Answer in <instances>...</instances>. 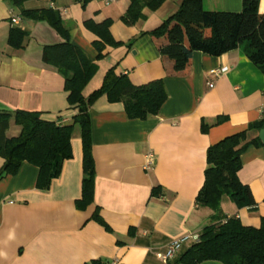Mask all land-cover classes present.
I'll list each match as a JSON object with an SVG mask.
<instances>
[{"label":"crops","instance_id":"crops-1","mask_svg":"<svg viewBox=\"0 0 264 264\" xmlns=\"http://www.w3.org/2000/svg\"><path fill=\"white\" fill-rule=\"evenodd\" d=\"M183 0H165L156 10H142L133 25L122 21L130 0H27L30 11L52 9L68 34L69 45L96 64L83 89H99L108 69L134 86L162 80L166 99L157 115L129 119L122 103L98 98L88 110L93 159L92 203L81 199L83 149L80 130L71 138L72 158L49 189L36 188L38 168L23 163L15 176L0 180V264H170L162 256L169 244L186 234H199L212 211L199 208L197 195L204 183L206 152L222 139L246 131L264 112V75L240 50L213 57L193 53L178 74L158 52L149 35L173 16ZM242 0H202L206 11L239 13ZM264 14V0H257ZM17 17V24L11 18ZM120 46L106 47L97 61L93 43L99 25ZM13 29L26 33L21 48H11ZM163 41V40H161ZM45 20L23 17L10 0H0V113L11 115L7 137L20 132L15 112L38 113L51 123L71 124L65 80L43 63L42 49L63 43ZM131 43V46L128 44ZM226 67L214 77L210 71ZM212 84V87H209ZM264 129V128H262ZM260 129V130H262ZM247 132L250 144L240 156V182L251 192L254 206L239 208L221 200L223 217L259 227L264 218V142L259 131ZM153 163L145 169V158ZM4 160L0 157V170ZM192 243L184 245L180 256ZM200 264H221L204 261Z\"/></svg>","mask_w":264,"mask_h":264},{"label":"trees","instance_id":"trees-1","mask_svg":"<svg viewBox=\"0 0 264 264\" xmlns=\"http://www.w3.org/2000/svg\"><path fill=\"white\" fill-rule=\"evenodd\" d=\"M20 8L23 17L47 21L64 39L63 43L42 49L44 64L55 68L65 80V92L70 110L76 114L71 124L51 123L40 114L15 112L14 122L20 128L15 137H7L11 115L0 113V157L4 160L0 180L15 176L23 163L38 168L36 188L49 189L61 173L63 163L72 158L73 130H80L83 149V180L79 210L92 203L94 166L91 157V130L88 110L100 97L109 103H122L129 119L144 120L157 115L165 103L166 93L162 80L134 86L127 77L117 76L114 68L106 71L99 89L89 96L83 89L93 78L96 64L76 47L69 45L68 34L52 9L24 10L27 0H10ZM52 2L53 0H45ZM165 0H130V6L121 18L128 26L143 17L142 10H156ZM99 40L93 43L96 60H102L106 47L120 46L108 33V22L99 25ZM157 42L162 58L171 63L173 74L183 72L193 53L218 57L233 50H240L264 75V14L257 12V0H242L241 11H206L202 0H183L178 11L149 33ZM26 33L11 30L8 44L11 48L23 46ZM163 40V41H161ZM131 46V43L128 44ZM264 128L261 118L248 125L246 131L226 137L210 146L206 152L204 183L196 203L199 208L212 211L210 223L199 232V240L192 244L170 264H200L216 261L221 264H264V218L259 227L244 226L240 219L221 216L220 204L224 197L239 208L254 206L249 188L243 185L238 172L240 156L250 144L247 132Z\"/></svg>","mask_w":264,"mask_h":264},{"label":"built area","instance_id":"built-area-1","mask_svg":"<svg viewBox=\"0 0 264 264\" xmlns=\"http://www.w3.org/2000/svg\"><path fill=\"white\" fill-rule=\"evenodd\" d=\"M116 0H105V5L115 2ZM19 18L13 17L11 18L12 24H17ZM226 67H221L215 70L210 71V74L214 77H219L223 75L227 70ZM212 84H209V87H212ZM153 163V156L147 155L145 158V169L148 168L149 165ZM199 240L198 234H186L181 238L174 239L168 246L166 253L162 256L163 262L167 263L171 260H174L175 256L181 251L182 247L188 243H197Z\"/></svg>","mask_w":264,"mask_h":264},{"label":"water","instance_id":"water-1","mask_svg":"<svg viewBox=\"0 0 264 264\" xmlns=\"http://www.w3.org/2000/svg\"><path fill=\"white\" fill-rule=\"evenodd\" d=\"M259 139L264 142V129L259 131Z\"/></svg>","mask_w":264,"mask_h":264}]
</instances>
